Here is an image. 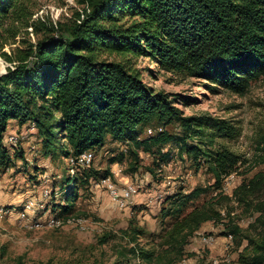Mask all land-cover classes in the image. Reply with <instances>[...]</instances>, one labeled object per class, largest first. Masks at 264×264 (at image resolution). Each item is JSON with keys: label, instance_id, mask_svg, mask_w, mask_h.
Instances as JSON below:
<instances>
[{"label": "trees", "instance_id": "trees-1", "mask_svg": "<svg viewBox=\"0 0 264 264\" xmlns=\"http://www.w3.org/2000/svg\"><path fill=\"white\" fill-rule=\"evenodd\" d=\"M76 1L81 8L71 23L52 24L32 18L31 0H0V56L11 64L0 73V165L8 167L11 155L21 157L14 148L10 155L3 141L8 121L15 119L20 125L31 122L45 156L75 159L100 148L106 136L125 143L129 172L136 170L139 150L153 156L152 146L159 149L173 142L187 156L202 160L212 176V188L219 190L240 156L223 145L211 146L215 138L235 137L236 129L208 114L184 116L175 103L187 105V99L147 86L131 60L148 58L158 69L204 79L210 89L243 93L250 80L264 75V0ZM27 27L42 36L32 42L20 39L9 53L1 51L27 33ZM152 126L158 130L152 132ZM143 129L151 133L140 138ZM193 138L196 143H186ZM121 157L119 153L110 162ZM111 175L109 168L100 172L90 165L67 174L52 213L66 219L73 211L78 182ZM262 183L264 174L258 172L232 190L238 202L258 213L256 220L264 219V198L255 202L249 198ZM204 190L197 187L164 199L168 206H161L160 218L170 220H162L158 237L169 264L170 255L182 254L183 245L202 222L220 218L211 203L183 212ZM225 227L230 234L239 231L231 222ZM122 233L133 243L127 253L146 264L160 262L162 253L136 244L143 234L140 228L130 225ZM242 237L246 243L237 255L238 263L264 264V233Z\"/></svg>", "mask_w": 264, "mask_h": 264}, {"label": "rangeland", "instance_id": "rangeland-1", "mask_svg": "<svg viewBox=\"0 0 264 264\" xmlns=\"http://www.w3.org/2000/svg\"><path fill=\"white\" fill-rule=\"evenodd\" d=\"M31 2L32 18L52 24L71 23L75 11L81 8L76 0ZM26 30L27 33L16 36L15 42L5 45L1 51L9 53L10 48L20 44V39L32 42L42 36L41 32L30 31V27ZM131 61L147 86L170 97L187 99V105L175 103L184 116L208 114L231 124L236 136L215 138L211 147L223 145L239 155L240 162L222 179L219 190H215L211 185L212 176L202 160L187 156L173 142L160 145L159 149L152 146L153 156L139 150L136 170L129 172L127 144L106 136L104 144L93 152L90 168L100 172L109 168L114 187L120 189L130 184L135 188L134 193L119 206L99 183L106 177L78 182L73 211L66 219H60L52 213L60 202V188L67 174L72 175L81 168L78 169L72 157L45 156L31 122L24 131L20 127L10 132L7 127L4 144L9 147L10 155L14 148L21 157L11 155L8 167L0 165V264H110L115 260L121 264H146L127 253L133 243L127 242L123 230L130 225L137 226L143 234L136 238V244L154 248L161 254L163 247L159 245L158 234L162 220H170L160 218L161 206H168L164 199L177 192L186 194L197 187L205 190L189 201L183 212L192 206L211 203L220 218L202 222L188 237L182 254L170 255L173 261L170 264H239L237 255L246 243L242 235L257 238L264 233V219L256 220L258 213L253 207L238 202L232 195L241 181L258 172L264 174V75L250 80L246 90L237 94L220 87L210 89L204 79L158 69L148 58ZM9 66L11 64L0 56V73ZM165 129L179 131L174 126ZM147 130H141L139 137L149 135L151 132ZM157 130L158 126H152V132ZM19 131L25 133L17 145H13V140H8L9 135ZM196 140L186 139V143L194 144ZM203 146L209 145L205 142ZM119 153H122L121 160L110 162ZM263 198L264 183L249 199L255 202ZM29 201L33 204H27ZM230 222L238 226V233H229L225 224ZM159 261L158 264H169L163 253Z\"/></svg>", "mask_w": 264, "mask_h": 264}, {"label": "built area", "instance_id": "built-area-1", "mask_svg": "<svg viewBox=\"0 0 264 264\" xmlns=\"http://www.w3.org/2000/svg\"><path fill=\"white\" fill-rule=\"evenodd\" d=\"M146 132H150V129ZM25 132H16L14 134L10 133V139L13 140V145H17V142L22 138V135ZM93 158V153L89 152L87 154L79 155V157H75V161L77 162V167L79 168H85L88 167L91 160ZM105 188L107 189V192L109 194L110 199L117 205L122 206L124 203L127 202V200L130 198V196L134 193L135 188L134 186L127 184L120 189H116L114 185L110 181V177L107 176L104 180V182H99ZM27 204H33L31 201H29Z\"/></svg>", "mask_w": 264, "mask_h": 264}, {"label": "crops", "instance_id": "crops-1", "mask_svg": "<svg viewBox=\"0 0 264 264\" xmlns=\"http://www.w3.org/2000/svg\"><path fill=\"white\" fill-rule=\"evenodd\" d=\"M7 127H9V130L8 131H13V130H17V129H19L20 127H23V129H21L22 131H24V127H27V124H22V125H20L15 119H10L9 121H8V123H7V126H6V129H5V132H4V137H5V135H7L6 134V132H7ZM28 130H32V129H28ZM10 136V135H9ZM8 136H6V138H7ZM3 141H4V139H3ZM38 165V164H37ZM41 177V176H40Z\"/></svg>", "mask_w": 264, "mask_h": 264}, {"label": "bare ground", "instance_id": "bare-ground-1", "mask_svg": "<svg viewBox=\"0 0 264 264\" xmlns=\"http://www.w3.org/2000/svg\"><path fill=\"white\" fill-rule=\"evenodd\" d=\"M151 132V131H150ZM23 136V135H22ZM10 138V137H9ZM91 152V151H90ZM85 154H87V153H85ZM80 155H83V154H80Z\"/></svg>", "mask_w": 264, "mask_h": 264}]
</instances>
